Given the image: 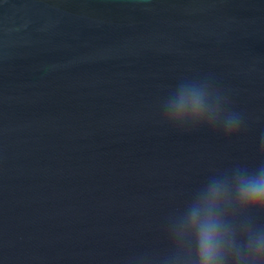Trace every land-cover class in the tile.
Instances as JSON below:
<instances>
[{"label": "water", "instance_id": "obj_1", "mask_svg": "<svg viewBox=\"0 0 264 264\" xmlns=\"http://www.w3.org/2000/svg\"><path fill=\"white\" fill-rule=\"evenodd\" d=\"M184 83L239 131L165 123ZM262 141L264 0H0V264H165L169 215Z\"/></svg>", "mask_w": 264, "mask_h": 264}, {"label": "clouds", "instance_id": "obj_2", "mask_svg": "<svg viewBox=\"0 0 264 264\" xmlns=\"http://www.w3.org/2000/svg\"><path fill=\"white\" fill-rule=\"evenodd\" d=\"M173 97L174 104L162 113L170 126L219 127L226 138L240 129V115L229 111L226 99L208 84H181ZM258 217H264V164L217 172L169 215L171 254L165 264H264V228L255 225Z\"/></svg>", "mask_w": 264, "mask_h": 264}]
</instances>
